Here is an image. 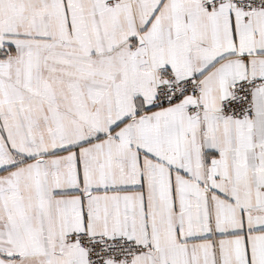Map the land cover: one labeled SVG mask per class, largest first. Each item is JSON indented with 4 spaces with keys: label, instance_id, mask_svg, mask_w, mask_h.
Returning a JSON list of instances; mask_svg holds the SVG:
<instances>
[{
    "label": "snow or ice",
    "instance_id": "1",
    "mask_svg": "<svg viewBox=\"0 0 264 264\" xmlns=\"http://www.w3.org/2000/svg\"><path fill=\"white\" fill-rule=\"evenodd\" d=\"M0 264H264V0H0Z\"/></svg>",
    "mask_w": 264,
    "mask_h": 264
}]
</instances>
